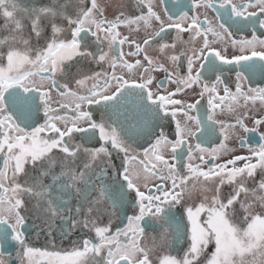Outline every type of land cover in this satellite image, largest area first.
I'll return each mask as SVG.
<instances>
[{"label":"snow or ice","instance_id":"6c2138e0","mask_svg":"<svg viewBox=\"0 0 264 264\" xmlns=\"http://www.w3.org/2000/svg\"><path fill=\"white\" fill-rule=\"evenodd\" d=\"M88 4L89 0H65L63 4L53 0L52 5L22 6L17 0H0L3 28L9 30L8 36L0 37V61H6L0 63V264H5L3 246L8 244L19 246L20 264H25V259L32 264L37 254L48 258V264H154L150 257L152 249L140 242L146 217L167 225L160 237L164 243L157 256L158 264H200L210 244H214V251L205 264H264V215L251 214V204L240 200L242 193H264V178L253 189L246 186L258 168L264 169V142L252 147L247 144V137H241V147L247 144L250 156L213 163L206 171L201 168L209 159L217 160L229 151L223 141L217 147L203 146L217 135L218 128L227 141L229 129L238 126L248 134L258 133L264 126V116L254 118L252 127L240 116L230 124L216 119V109L229 97L233 101L242 96L264 102V87H249L247 93L242 88L256 75L264 78V39L255 34L257 24L264 29V19H260L264 15V0H191L190 5L184 0L170 5L167 0H159V11L155 0H136L138 15L127 17L121 12L113 19L106 18L98 0ZM69 6L73 11H68ZM200 9L205 10L203 19ZM208 9L216 13L214 20L208 18ZM25 18L30 21L27 35ZM154 22L158 24L156 29ZM121 25L137 32L142 26L146 34L142 43L128 36L121 38ZM248 28L252 29L251 39L233 38V29ZM169 30H175L176 38L171 43L163 42ZM68 33L71 38H63ZM184 33L189 34L187 41L183 40ZM209 34L225 43L230 41L233 48H238V54L229 57L226 49L213 47ZM197 38L203 41L200 48L193 46ZM33 39L43 43L34 46ZM158 41L162 61L147 54L148 48ZM125 44L135 50L125 53ZM141 53L143 60L125 59L126 55L135 57ZM69 61L97 64L102 69L107 65L110 71L86 74L78 70L77 78L70 71ZM169 64L174 66L171 71ZM118 66L129 74L141 68L143 71L138 78L128 79L116 74ZM181 67L186 69L183 75ZM152 71H164L166 81L177 85L175 90L162 89L158 82L154 92L150 87ZM225 71L235 72V93L224 81ZM57 74L70 76L71 80L61 83ZM213 77L214 83L209 85L206 81ZM89 80L94 81L90 87ZM72 82L85 94L73 91ZM217 85H224V96L218 95ZM194 86H202L197 93L199 99L185 102L175 98L185 89L195 92ZM53 90L77 101L72 115L58 114L68 108L66 104L59 108L51 106ZM205 95L207 107L201 104ZM82 105H103L105 111L97 120L91 111L82 110ZM229 111L235 109L229 105ZM178 115L183 120L177 119ZM243 115L247 117V113ZM121 117L127 127L119 123ZM169 121H174L175 126L166 131ZM75 133L82 134L80 143L74 142ZM141 134L154 140L143 150V159L133 147L135 137ZM259 134L264 141V132ZM193 139L195 144L191 143ZM93 141L98 143L97 147L86 146ZM164 152L171 154L170 159ZM197 152L200 165L191 163ZM121 153V166L117 168L113 157H120ZM185 156L189 162L181 164ZM253 158L256 163L251 162ZM137 160L143 166V186L147 192L141 190L138 182L141 173L130 167ZM241 160L246 162L236 167ZM182 168L202 177L205 191H212L207 184L218 180L214 195L203 197V201L210 199V203L202 201L185 207L186 224L173 212L186 192L191 194L190 177L181 175ZM21 175L29 178L23 184L17 179ZM152 178L163 182L152 186L157 194L147 183ZM45 179L50 183L45 184ZM225 185L234 186L226 196L222 192ZM25 194L36 201L35 215L43 221L49 236L59 220L62 235L78 228L87 229L94 232L95 241L85 238L79 247L65 253L29 246L24 231L27 218L21 214ZM259 199L264 200V195ZM236 204L247 213L239 224L234 222ZM128 206L134 214L126 215L125 227L112 232L110 224H99L105 214L114 215ZM169 231L177 240L186 236L189 241L179 258L168 251L165 234Z\"/></svg>","mask_w":264,"mask_h":264},{"label":"flooded vegetation","instance_id":"af4514ba","mask_svg":"<svg viewBox=\"0 0 264 264\" xmlns=\"http://www.w3.org/2000/svg\"><path fill=\"white\" fill-rule=\"evenodd\" d=\"M65 0H58V4H62ZM108 3L110 4H105L104 6L101 5V3H99L101 5V7L104 9V14L106 16V18L108 19H113L115 18L117 15H119L121 12L124 13V16L127 17H132V16H136L139 14V11L137 9V5H136V0H107ZM157 8L156 10L159 11V0H155ZM175 0H167V4L170 5L172 3H174ZM184 2L186 4L191 3V0H184ZM26 3V2H25ZM218 3V0H217ZM38 4L42 5V4H49L52 5L53 4V0L49 1V0H38ZM87 6H90V0H89V4ZM185 11H189V8H185ZM256 9H250V11H255ZM146 11V10H145ZM199 12L202 14L201 15V19H203V13L205 12L204 9H200ZM162 14V13H161ZM190 14H192L190 12ZM207 16L210 20H214V17L216 16V13L211 10L208 9L207 10ZM260 19H264V15L260 16ZM154 29L158 28V24L154 22L153 24ZM205 27H207V25H205ZM118 31L121 33V38L123 36H128L129 39H134L136 40L138 43H142V40L145 38V31L143 29V27L141 26L140 31H133L131 30L129 27L127 26H123L121 25V27L118 29ZM233 38L235 39H241V38H248L251 39V35L252 33V29L248 28V29H244L241 31H236L235 29H233ZM255 34L261 38L264 39V29H261L259 27V25L257 24L256 26V30H255ZM63 38L66 39H70V33L66 34ZM176 38V32L175 30H169L166 34H165V41L163 42H168L171 43L172 41H174ZM93 39V38H90ZM189 39V34L188 33H184L183 34V40L187 41ZM208 39L210 42L212 43L213 47H216L220 50H225L226 49V55H228L229 57H231L234 54H238V48H233L230 44V41L225 43L224 41L220 40L218 37H213L211 34L208 35ZM158 42H154L147 51V54L150 57H153L154 59H158L161 60L163 59V57L159 54L158 50H157V46H158ZM34 43V42H33ZM40 43H43V41H41ZM202 39L197 38V40L194 42L193 46L195 48H200L202 46ZM34 46H37V44H35ZM107 50V49H105ZM129 50L134 51L135 48L134 46L130 49L129 46L127 44H125L123 46V51L125 53H127ZM258 50H261L258 47ZM125 59L128 60L129 62H134L136 59H141L143 60V53H141L139 56H125ZM69 64L72 65L70 71L73 75H77L78 70L82 71L83 73L86 74H91L92 72H100L102 70H108L110 71V69H108L107 65L103 66V69L101 68V66L97 65V64H92V63H88V62H83L81 61V63L78 65L76 64L75 61H69L67 62ZM145 66L146 62H145ZM169 67V70H173L174 66L173 65H167ZM185 67H181L180 68V73L183 75L185 73ZM143 71V69H138V70H134V72L132 74H129L127 69H124L120 66H118L116 68V74L117 75H124L125 78L128 79H132V78H138L140 73ZM152 77H153V84L150 86L152 88V90L155 92L157 91V83L159 82L161 84V88L162 89H167V91H174L175 88L177 87V85L172 84L170 82H167L165 77H166V73L164 71H152L149 73ZM77 78H79V76L77 75ZM223 78L225 83L228 85V87L231 89V91L233 93H235V85H236V80H235V72L234 71H225L223 73ZM35 79L37 80V82H39V77H35ZM57 80H59L61 83H64L66 81L71 80L70 76H65V77H61L60 74H57L56 77ZM93 80H89L87 82L88 86L90 87L93 84ZM206 82L209 83V85H211L212 83H214V77L210 80H207ZM195 87V92H193V90L191 89H185V91L183 93L178 94L175 98L176 99H181L184 100L185 102H192L195 99H199V96L197 95V93H199V91L201 90L202 86H194ZM223 87L224 85H217V93L220 96H224V92H223ZM252 87V88H261L264 87V78H262L260 75H256L255 77L252 78V80L250 82H245L242 85L243 91L245 93H247L248 88ZM70 88L73 91H77L79 94L83 95L85 94L84 89H78L77 86L75 85L74 82L70 83ZM61 91H63V89H61ZM248 95L252 96L255 95L254 93H249ZM207 100H208V96L205 95L204 99L201 101V104L204 107H207ZM238 101V102H237ZM237 101H233L231 99V97H229L228 99H226L224 101V103L221 105L220 108L216 109V119L223 121L225 124H230V123H235L236 117L240 116L241 118H244V122L247 126L252 127L253 126V119L254 118H259L261 116H264V102H261L258 98L255 100H251L248 99L246 100L244 97H238ZM77 101L74 100L73 97L70 96H60L58 92H56L55 90L52 91V95H51V106L53 108H59L61 104H66L68 105V108L65 109H61L59 111V115H64L65 113H67L68 115H72V111L71 109H73L75 107V103ZM218 103V101H216ZM229 105H231L235 111L234 112H230L229 111ZM82 110H88L91 111L93 113V116L95 119L99 120V118L101 117V115H103L104 113V107L103 105H82ZM244 113H247V117H244ZM40 123L43 122V114L42 112L40 113ZM177 119L183 120L182 116H177ZM113 120H115V117H113ZM119 123H125V126L127 127V122L123 121V118L121 117V120ZM119 123L117 124V126H119ZM132 123H136L135 121H132ZM61 127H63V125H60ZM174 121H169L167 124H165V130L169 131L171 128H174ZM228 132L230 133L229 135V139L227 141L223 140V136L220 134L219 132V128L217 130V135L215 137H213V139L209 142H206L203 146L204 147H217L222 141L227 145L228 149H229V154L227 156V158L223 159V157H225L226 155H224L222 158L220 157L217 160H212L209 159L207 164H203L201 165V168L203 170H207L208 167H210L213 163L217 162L216 164H222L225 161L232 159L235 156H250V152L248 150L247 144H250L252 147H257L260 143L264 142L260 140V134L259 132H264V126L260 127V130L258 133H248L245 134L241 129H239V127L237 126V128L235 130H231L229 129ZM82 134L80 133H75L74 136L76 137V140L74 142L76 143H80V136ZM241 137H247V144L244 147H241V143H240V138ZM135 143L133 144V147L136 149V152L139 153V158L143 159V150L145 148H148L150 146L151 143L154 142L153 139L150 138H146L143 134L138 135L135 137ZM197 141L195 139H193L191 141V143L195 144ZM86 146L88 147H97L98 143L96 141H93L90 144H87ZM235 152V153H233ZM59 155V153H57ZM164 155L166 158L170 159V153L169 152H164ZM200 153L197 152L195 153V159H193L191 161V163H193L194 165H200V161L198 159ZM123 156V154H120V157L114 156L113 157V161L112 163H114L116 165L117 168H120L121 166V157ZM149 159H152V154L149 153ZM207 159V156H206ZM154 162V160H153ZM189 161L187 160V157L185 156V158L181 161V164H187ZM246 161L241 160V161H237L236 163L242 167L244 165ZM252 163H255L256 160L255 158L252 159L251 161ZM232 165H229V167ZM130 167L132 169H134L135 171H139L141 173V179L138 181L141 185V190L147 192L148 189H146L143 185L145 183V181L143 180V171H142V165L139 164V160L134 161L131 163ZM186 168H182L181 171ZM122 170V169H121ZM57 171H59V168H57ZM182 173V172H181ZM182 175H186L185 173H183ZM23 176V175H21ZM20 176V177H21ZM189 177L192 176V174L188 175ZM18 179V178H17ZM28 177H23L22 180L20 178L21 181H18L23 184L26 180H28ZM105 179H107V177H105ZM24 180V181H23ZM23 181V182H22ZM31 182V181H29ZM44 183H50L49 179H45ZM149 188L152 189V193L153 194H157L155 188H153L152 186L155 184H160L163 183L162 181L152 178L150 180L147 181ZM170 182L168 183V187H170ZM234 187V186H232ZM233 189V188H232ZM231 189V190H232ZM3 194V193H0ZM263 194V193H261ZM95 195V194H94ZM188 195V193L186 192L185 197L182 201V203L180 205H177L174 209L173 212L176 215V218L178 220L183 219L184 223H187V219L186 216L184 215V209L186 206H188V201L186 199V196ZM206 196V195H204ZM203 196V197H204ZM203 197L199 198V199H195L194 197H192L191 199L195 200V202H197L198 204L200 202L203 201ZM24 200H25V207L21 209V214L25 215L27 220H26V225L24 228L25 231V235L27 238V241L29 243V246L41 249L42 251H60L61 253H65V252H70L73 250L74 247H79L80 244L79 242H81L83 239L88 238L91 239L93 241H95V234L92 231H89L87 229H77L75 231H72L69 235L64 236L61 234L60 230H59V225H60V221L57 220L56 221V230L52 233L51 236H49L47 234V232L45 231V225L43 224V221L38 219L37 216L35 215L34 212V206L36 201L34 199H30L28 195H24ZM204 202V201H203ZM73 205H75V200H73ZM253 206V204H252ZM134 211L132 209L131 206H128L126 208V210H120L118 212H116L114 215H107L105 214L99 221V224L101 226H105V225H109L111 227L112 232H115L117 228H123L125 227L127 220H126V215H133ZM259 215V214H257ZM142 226L145 227V232L144 235L142 237H140V242L142 243V245L146 246L149 249H152L151 253H150V257L154 260V264H158V260H157V256L161 254V246L163 245V241L161 240V234L163 233V229L165 227H167V225H164L162 222L160 221H156L154 222L151 218H147L145 219L144 222H142ZM167 236V243H168V251L171 252V254L173 255H177L178 258L181 257L183 255V252L188 248L187 246V242L183 243L181 239L176 240L175 238H173L174 236L172 235L171 231H169L168 233L165 234ZM76 242V243H74ZM19 251V246H16L14 244H8V245H4L3 246V260L5 262V264H20V259L17 256V252ZM206 255L204 258L201 259L200 264H205V259H206ZM97 259L99 260L100 258L97 257ZM25 264H28V260L25 259ZM32 264H48V258L45 257H41L39 254L35 255L32 258ZM123 264V262H122Z\"/></svg>","mask_w":264,"mask_h":264},{"label":"rangeland","instance_id":"374dc122","mask_svg":"<svg viewBox=\"0 0 264 264\" xmlns=\"http://www.w3.org/2000/svg\"><path fill=\"white\" fill-rule=\"evenodd\" d=\"M49 1H52V0H49ZM98 2L101 3L102 6H104L105 4H110V3L107 2V0H98ZM63 3H65V1ZM20 5H22V6H32V5L39 6L38 0H24V2L23 3L21 2ZM47 5H49V4H47ZM68 11H73L71 6H69ZM4 21H5V19L2 16H0V37L2 35H4V37L9 35V30L3 28L4 24L1 26V22H4ZM23 23L25 24V35H27L28 34V30L30 29V21L25 18L23 20ZM9 28H11V25H9ZM32 43H33V45L37 44V47H39L40 44H42V43H37V41L35 39H33ZM4 50H6V49H4ZM0 63H6V61H0ZM233 153H235V152H233ZM228 154H229V152H227V153H225L223 155H220V157L222 158L224 155H226L225 157H223V159H225V158H227ZM217 162H215V163H217ZM235 166L236 167H240L237 163H236ZM230 167H232V166H230ZM181 172H182L181 175L183 173H185L186 175L190 174L185 169H183ZM23 177L24 176H21V177L19 176L18 177L19 181H21ZM20 178H21V180H20ZM262 178H264V169H259L258 168L256 170L255 177L253 179H249L247 181V184H246L247 188H249V189L255 188L256 184ZM216 183H218V180L215 181V182H212V183H208L207 187H209V188H211L213 190L212 191H205L204 190L205 182H203V178L202 177L197 178V177H195L192 174V176H190V179L188 180V189L191 190V194H188L186 196V199L188 201V206L198 205V203L195 202V200L191 199L192 197H194L195 199H199V198L203 197L204 195L208 196L209 198L212 195H214V190H215V184ZM232 188H233L232 185H225L223 187V189H222L223 194L226 196L229 192L232 191L231 190ZM261 195H264V193L261 194L260 192H257L255 196H253L251 194H248L247 196H245V194L242 193L241 197H240V200L243 201V202L251 204V208H250L251 214H253V215H257V214L264 215V200L259 199V197ZM183 200H185V199H183ZM204 202L205 203H210V199L208 201H204ZM252 204H253V206H252ZM235 208H236V212L234 213V222L239 224L240 220L242 219V217L247 215V213H245L240 208L239 204H236ZM243 226H246V225H243ZM184 241H185V243L187 242V246H189V241H188L186 236H185ZM213 251H214V244H210L208 249L206 250V253H205L206 257H210V255H211V253Z\"/></svg>","mask_w":264,"mask_h":264},{"label":"trees","instance_id":"16d2710c","mask_svg":"<svg viewBox=\"0 0 264 264\" xmlns=\"http://www.w3.org/2000/svg\"><path fill=\"white\" fill-rule=\"evenodd\" d=\"M17 2L20 4L21 2L23 3L24 0H17ZM3 24H5V21H4V22H1V26H2ZM1 37H4V35H2Z\"/></svg>","mask_w":264,"mask_h":264},{"label":"water","instance_id":"95a60500","mask_svg":"<svg viewBox=\"0 0 264 264\" xmlns=\"http://www.w3.org/2000/svg\"><path fill=\"white\" fill-rule=\"evenodd\" d=\"M173 238H175V237H173ZM175 239H176V238H175ZM184 239H185V236L182 237V240H181L183 243H185ZM176 240H177V239H176Z\"/></svg>","mask_w":264,"mask_h":264}]
</instances>
